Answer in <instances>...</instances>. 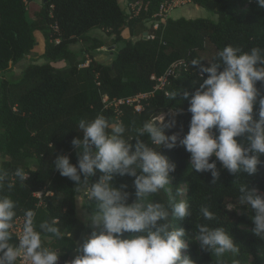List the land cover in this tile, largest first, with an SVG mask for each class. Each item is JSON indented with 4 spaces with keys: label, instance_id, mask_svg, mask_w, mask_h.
<instances>
[{
    "label": "trees",
    "instance_id": "obj_1",
    "mask_svg": "<svg viewBox=\"0 0 264 264\" xmlns=\"http://www.w3.org/2000/svg\"><path fill=\"white\" fill-rule=\"evenodd\" d=\"M28 1L0 0V75L13 74L15 65L35 53L37 31L45 38L44 52L39 56L45 62L29 63L18 78L0 79V167L9 173L15 185L9 190L6 181L0 195H9L16 202L14 220L32 209L36 213L37 228L41 222L57 221L62 238L45 233L42 240L45 246L60 253L57 264H68L71 253L91 231L78 213V186L61 176L53 162L58 154H65L73 164L77 163L78 153L72 140L82 136L79 121L103 114L110 122H122L125 135L133 137L134 145L136 129L144 122L162 115L168 122L175 115V126L167 132L178 133L182 138L189 130L192 115L188 111L189 99L183 93H193L207 76L200 74L199 64L191 65L192 60H200V64L207 66L227 45L244 51L252 47L264 49V9L258 7L256 0H192L193 4L213 12L216 20L209 16H171L154 28L149 20L165 0H134L143 2V6L131 16L122 8L121 0H43L33 17L29 16ZM95 28L114 35L121 43L109 64L94 56L86 58L71 49L72 44L85 39ZM125 28L128 36L124 34ZM146 33L154 37L149 38ZM104 45L100 42L93 48ZM181 59L186 61L187 69L171 78L168 94L158 91L144 99L142 112L128 104H121L119 111L105 105L104 96L112 100L152 91L156 85L153 76H162L174 61ZM60 61H66L67 65L57 66ZM257 87L264 94V82H257ZM258 110L257 103L254 106L257 118ZM142 139L147 140V136ZM158 150L176 168L167 190L161 189L149 200L169 206L172 197L180 201L182 185H187L186 201L191 215L179 220L170 214L169 222L188 232L192 241L187 252L196 264H221V261L246 264L250 255L254 258L253 264H264V239L251 231L254 225L239 200L242 183L264 193V163L251 176H236L217 162L220 179L212 183L210 172L192 169L190 153L179 141L171 149L161 146ZM261 161L264 162V155ZM17 167L29 172L25 182L12 175ZM100 175L97 171L89 178V184ZM134 179L117 175L112 181L117 187L127 185L128 203L135 200ZM38 192H42L41 197L36 196ZM85 197L84 206L91 215L95 202L88 195ZM204 205L215 213L214 220L202 218L200 208ZM201 223L228 230L239 245V254L227 253L217 258L202 249L195 240L197 225ZM13 242L17 243L15 236Z\"/></svg>",
    "mask_w": 264,
    "mask_h": 264
},
{
    "label": "clouds",
    "instance_id": "obj_2",
    "mask_svg": "<svg viewBox=\"0 0 264 264\" xmlns=\"http://www.w3.org/2000/svg\"><path fill=\"white\" fill-rule=\"evenodd\" d=\"M256 3L264 9V0H256ZM198 64L200 74L207 76L193 93H183L184 98L189 99L188 111L192 115L189 130L182 138L178 133L167 132L175 126V115L168 122H144L136 129L133 145V137L125 135L122 122H110L103 114H98L91 120L79 121L82 136L72 140L78 153L77 163L73 164L68 155L56 156L54 168L76 186L87 187L89 199L95 202V210L86 222L91 226V233L77 249L78 255L71 264H196L187 252L192 241L188 232L169 222L170 214L179 220L190 217L188 201H176L172 197L169 206H165L149 200L152 194L166 189L176 168L175 163L158 150L161 146L171 149L179 141L190 153L192 169L210 172L212 183L220 179L217 162L236 176H251L264 163L261 161L264 94L257 87V82H264V49L252 47L244 51L227 45L207 66L200 64V60L191 62L192 66ZM257 103L258 118L254 114ZM144 136L147 140L142 139ZM97 171L101 175L89 184V178ZM12 175L25 182L29 172L17 167ZM117 175L135 178L133 202L128 203L130 194L125 190L126 184L117 187L112 183ZM6 181L11 190L14 181L0 167V188ZM239 193L240 203L254 225L251 231L264 239V193L248 183L239 185ZM16 215V202L9 195H0V264H17L20 259L27 264H57L60 253L45 246L42 240L45 233L62 238L57 221L41 222L37 228L36 213L28 209L22 230L15 234ZM200 215L205 221L215 219V213L207 205L201 206ZM197 229L195 240L215 257L239 254V245L224 227L201 223ZM14 236L18 243L13 242Z\"/></svg>",
    "mask_w": 264,
    "mask_h": 264
},
{
    "label": "rangeland",
    "instance_id": "obj_3",
    "mask_svg": "<svg viewBox=\"0 0 264 264\" xmlns=\"http://www.w3.org/2000/svg\"><path fill=\"white\" fill-rule=\"evenodd\" d=\"M27 1V0H26ZM43 3V0H29L28 1V9H29V16L33 17V13L38 10ZM121 6L125 10V12L128 14V16H131L135 13V10H139L140 4H137L136 1L134 0H121ZM133 6H135V9H133ZM172 17H199V16H209L213 19L216 20L217 16L210 11H207L205 8L193 4L192 2L186 3L180 7L175 8L174 11L171 13ZM155 17H152L149 20L150 24H154ZM154 20V21H153ZM128 29H124V34L128 36ZM36 37L38 40V45L36 48V51L34 54H31L30 56H27L24 58L22 61H20L17 65L14 66V71L13 74L10 73H5V75H0V79L7 77V78H18L22 74L24 68L31 62H38V63H43L45 62L44 59L39 58L41 54L44 52V47H45V39L43 36V33L40 31L36 32ZM103 43L105 44L104 46L100 48H93V46L97 45L98 43ZM121 43L116 41L114 35L108 34L106 31L100 29V28H95L89 31L86 34L85 39H78V41L74 44L71 45V49L76 52L77 54H81L86 58H91V57H96L98 60L104 62V63H111L113 57L116 55L118 49L120 48ZM59 67L66 66L67 62L66 61H60L56 64ZM164 118V116H163ZM163 118H160V121L163 120ZM1 130V129H0ZM78 195H79V208H78V213L80 217L87 222L88 218V212L84 206L86 197L88 195V189L87 187L81 185L78 187ZM187 199V185L183 184L181 188V195H180V200H186ZM88 230H92L90 224H88ZM89 232V231H88ZM90 233H88L87 236H89ZM235 242V241H234ZM236 243V242H235ZM78 255L77 250L73 251L70 255L68 264H71V261L75 258V256ZM254 258L252 255H250L246 261V264H253Z\"/></svg>",
    "mask_w": 264,
    "mask_h": 264
},
{
    "label": "built area",
    "instance_id": "obj_4",
    "mask_svg": "<svg viewBox=\"0 0 264 264\" xmlns=\"http://www.w3.org/2000/svg\"><path fill=\"white\" fill-rule=\"evenodd\" d=\"M189 2H192V0H165L161 4L159 12L155 15L157 20L154 22V28H157L161 22H165L169 17H171V13L172 11L175 10V8L180 7ZM136 3L140 4L141 6H139V10H135V14L139 13V11L143 6V2L136 1ZM133 9H135V6H133ZM146 36L149 38L154 37L152 34L149 35L148 33H146ZM186 69H187V63L185 60L181 59L174 61L162 76L160 77L153 76V78L156 80V85L154 86V89L152 91L139 93L133 97L114 98L112 100H110L108 96H104L103 101L105 102L106 106H113L116 111L120 110L121 104H128V105H133L137 112H142L144 109L142 101L144 99L153 96L158 91H165L166 94H168L169 93L168 86L170 84L171 78L175 77L182 70H186ZM161 117L163 118V115L157 117L156 119L160 120ZM41 195L42 192L36 193V196L38 197H41ZM23 217L24 215L19 216L14 220L13 232L15 234H19L20 231L22 230ZM17 264H27V262L24 261L23 259H20L18 260Z\"/></svg>",
    "mask_w": 264,
    "mask_h": 264
},
{
    "label": "crops",
    "instance_id": "obj_5",
    "mask_svg": "<svg viewBox=\"0 0 264 264\" xmlns=\"http://www.w3.org/2000/svg\"><path fill=\"white\" fill-rule=\"evenodd\" d=\"M41 33V32H40ZM45 39V38H44ZM39 43V42H38ZM45 48V47H44ZM79 187V186H78ZM86 196V195H85ZM77 206L79 208V195L77 196Z\"/></svg>",
    "mask_w": 264,
    "mask_h": 264
},
{
    "label": "water",
    "instance_id": "obj_6",
    "mask_svg": "<svg viewBox=\"0 0 264 264\" xmlns=\"http://www.w3.org/2000/svg\"><path fill=\"white\" fill-rule=\"evenodd\" d=\"M155 120H158V119H155Z\"/></svg>",
    "mask_w": 264,
    "mask_h": 264
}]
</instances>
